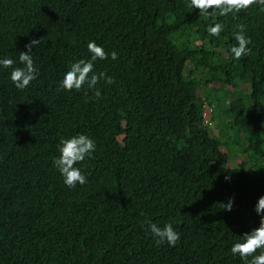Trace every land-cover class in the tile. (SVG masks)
<instances>
[{
    "label": "trees",
    "instance_id": "obj_1",
    "mask_svg": "<svg viewBox=\"0 0 264 264\" xmlns=\"http://www.w3.org/2000/svg\"><path fill=\"white\" fill-rule=\"evenodd\" d=\"M216 22L219 38L207 34ZM237 25L251 53L233 60ZM32 38L41 39L39 78L19 91L10 70L0 71V264H244L229 248L259 226L264 195V11L199 16L188 0H0V55L17 57ZM89 40L118 52L96 63L116 82L101 81L99 99L57 91ZM206 105L236 137L214 133ZM78 132L97 150L83 165L87 184L69 189L52 158L60 138ZM240 134L246 154L230 168ZM230 197L229 212L221 203ZM145 217L173 221L177 245L157 246Z\"/></svg>",
    "mask_w": 264,
    "mask_h": 264
},
{
    "label": "clouds",
    "instance_id": "obj_2",
    "mask_svg": "<svg viewBox=\"0 0 264 264\" xmlns=\"http://www.w3.org/2000/svg\"><path fill=\"white\" fill-rule=\"evenodd\" d=\"M192 9L199 10V16H212L219 12L221 17L235 16L242 10L246 11L255 5L258 10L264 11V0H188ZM224 31L219 22L207 26V34L213 38H219ZM232 43L229 52L233 60H240L251 53L252 38L246 34L243 25H237L231 37ZM41 39L32 38L25 45L26 51H18L17 57L0 55V71H8V79L12 86L23 91L27 89L40 76V69L34 59L33 46L36 49ZM87 57L72 59L68 62L66 70L57 82V91L81 92L87 95L89 92L96 99L102 96L99 87L103 81L105 85L114 84L115 77L106 71H96L97 61L119 58L117 51L106 52L103 45L95 40L87 42ZM97 150L96 141L83 132L61 137L57 144L58 156L52 158V166L62 178L65 187L74 189L78 185L84 186L88 182L84 163L93 157ZM228 179V177H226ZM234 198H229L226 203H221L224 210L232 211ZM255 212L260 217L259 226L240 236V240L233 242L229 248L234 257H238L244 264H264V195H261L255 205ZM144 226L151 233L157 246L167 245L175 247L181 239V233L174 222L169 220L162 226L145 217Z\"/></svg>",
    "mask_w": 264,
    "mask_h": 264
},
{
    "label": "rangeland",
    "instance_id": "obj_3",
    "mask_svg": "<svg viewBox=\"0 0 264 264\" xmlns=\"http://www.w3.org/2000/svg\"><path fill=\"white\" fill-rule=\"evenodd\" d=\"M244 89L247 92L250 90L249 86L247 84H244ZM250 98H252V96H250ZM226 121L224 122V124L226 123ZM205 123L210 124L211 127H212V130L214 131V133L217 134V135H220L224 141H227V140H229V139H231L232 137L235 136L233 133H231L230 135L227 134V133H223L222 126L218 125L219 123H221L220 121L219 122H213L212 121V109H211V107L209 105H206V109H205ZM238 136L241 137V141L235 140L233 142V144H232V148L236 152V155L233 156L232 159L228 163V167H230V168H233V167L237 166L238 163L242 162L244 160V155L246 154V148H243L242 150H240L242 148V144H243V141H244L243 137H242V134H240ZM229 150L230 149H229L228 146H223L222 147V151L223 152L228 153ZM235 157H236V162L237 163L234 160Z\"/></svg>",
    "mask_w": 264,
    "mask_h": 264
}]
</instances>
